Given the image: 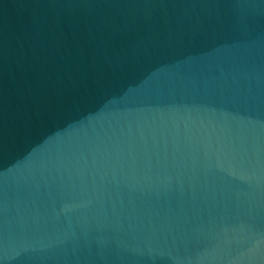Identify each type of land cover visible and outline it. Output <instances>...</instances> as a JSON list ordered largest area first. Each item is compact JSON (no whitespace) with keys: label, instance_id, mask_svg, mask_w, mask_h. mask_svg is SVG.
Wrapping results in <instances>:
<instances>
[{"label":"water","instance_id":"obj_1","mask_svg":"<svg viewBox=\"0 0 264 264\" xmlns=\"http://www.w3.org/2000/svg\"><path fill=\"white\" fill-rule=\"evenodd\" d=\"M0 264H264V0H0Z\"/></svg>","mask_w":264,"mask_h":264}]
</instances>
